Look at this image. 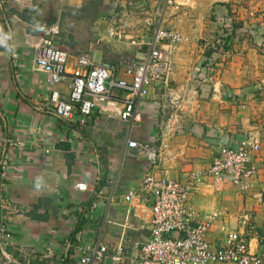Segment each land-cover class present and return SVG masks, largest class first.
Here are the masks:
<instances>
[{"label": "crops", "instance_id": "obj_1", "mask_svg": "<svg viewBox=\"0 0 264 264\" xmlns=\"http://www.w3.org/2000/svg\"><path fill=\"white\" fill-rule=\"evenodd\" d=\"M108 4L109 0H0V163L5 158L11 169L2 187L14 205L9 218L12 235L5 250L20 264H80L73 247L81 237L107 249L103 259L89 264H135L131 259L149 234L150 211L143 194L139 199H125L130 191L141 188L147 173L142 154L128 147L129 140L154 145L159 163L153 173L160 176L166 171L173 179L206 170L217 151L195 128L214 130L221 142L228 143L245 135L259 136L264 160V138L253 131L261 104L250 92L252 87L224 88L215 79L216 83L201 85L200 97L205 99L195 102L192 95L189 105L180 98L192 93L191 73L176 69L175 64L168 78L176 83L173 88L152 86L147 97L136 101L138 120L120 119L125 94L117 90L114 105L97 103L83 123L77 111L69 120L56 117L50 92L69 98L78 55L109 62L123 77V67L129 63L123 61L127 55L123 50L136 43L113 41L110 25L102 17L111 12ZM42 24L56 25L59 34L67 36L61 44L56 38L70 55L58 82L32 61ZM173 53V59L180 58V53ZM216 87L217 92L210 94ZM233 97L249 105L248 114L227 115L223 109ZM173 105L179 106L174 120L166 123V107ZM189 109L196 111L191 117ZM172 110L167 114H173ZM80 183L87 188L77 189ZM189 208L198 218L212 212H249L250 252L264 256V167L245 193L228 182L218 189L209 182L198 184ZM223 223L218 220L210 228V243L225 244ZM43 250H50L51 255L41 256ZM115 254L124 257L121 262L112 259Z\"/></svg>", "mask_w": 264, "mask_h": 264}, {"label": "built area", "instance_id": "obj_2", "mask_svg": "<svg viewBox=\"0 0 264 264\" xmlns=\"http://www.w3.org/2000/svg\"><path fill=\"white\" fill-rule=\"evenodd\" d=\"M167 3L171 1L167 0ZM165 11V8H156L153 17L161 18ZM40 33L32 48V61L48 73L52 81L58 82L66 72L70 55L56 44L60 33L56 25L42 24ZM123 34L118 26L109 31L111 37L120 41ZM183 39L179 32L164 28L159 20L156 21L151 39L145 44L146 53L123 67V77L117 75L119 69L109 62H94L87 54L78 55L76 67L71 73L69 98L65 100L57 91L50 92L52 113L60 119L69 120L77 111L83 123L97 103L114 105L113 92L117 90L125 94L120 119L138 120L136 101L147 97L152 86L167 83L174 71L173 51ZM211 72L214 69L206 64L201 73L205 76ZM195 131L199 137L215 146L217 151L206 170L188 172L182 179L170 178L166 171L160 176L153 173L159 163L154 145L131 140L127 142L128 147L142 154L147 173L141 180V188L130 191L125 199H139L143 194L150 211L149 234L139 244L131 261L135 264H264V256L252 254L249 249L246 231L251 226L249 212L237 215L212 212L207 217L198 218L189 208L190 195L204 181L216 189L228 182L241 192H247L253 186L260 167H264V160L259 154L261 139L259 136L245 135L228 143L221 142L217 132L209 128H195ZM10 170L3 158L0 163V264H20L5 250L12 235L9 218L14 205L3 190L2 181ZM86 188L84 183L77 185L79 190ZM218 220L224 221L220 230L226 235L225 244L221 246L209 242L210 228ZM79 239L73 252L80 264L93 263L107 255L106 247L99 242L89 244L83 237ZM46 255H51V251L43 250L41 256ZM123 258L120 254L112 256L118 262Z\"/></svg>", "mask_w": 264, "mask_h": 264}, {"label": "rangeland", "instance_id": "obj_3", "mask_svg": "<svg viewBox=\"0 0 264 264\" xmlns=\"http://www.w3.org/2000/svg\"><path fill=\"white\" fill-rule=\"evenodd\" d=\"M170 1L109 0L111 12L106 16L102 14L110 25L108 33L114 26L120 27L124 33L121 42L115 37H112L113 41L136 43L123 50L127 52L123 61H135L138 59L135 58L136 54L146 53L145 44L151 39L156 21L159 20L164 28L175 30L184 38L174 50L180 53V58L175 60L172 55V62L176 69H185L191 73L192 93L184 100L180 98V101L192 105L191 101L188 102L192 95L195 102L204 100V96L200 97L201 85L216 83L215 79L224 88L252 87V91H249L259 99L257 104H261L260 119L253 131L260 132L264 138V101H260L264 100V0ZM156 8L166 10L161 18L153 17ZM69 30L72 31L71 28ZM57 41L61 44L67 41V36L59 34ZM205 64H210L214 72L203 76L201 72ZM175 84L174 80L166 83L168 88H173ZM218 88L213 89L214 92L211 90L210 94L216 93ZM235 97L226 100L229 104L223 110L228 112V116L240 112L248 114L249 105L238 103ZM178 107H166V123L173 122ZM169 109H174L171 112L174 113L168 115ZM194 111L189 109L187 113L191 117ZM181 113L185 114L183 111Z\"/></svg>", "mask_w": 264, "mask_h": 264}, {"label": "trees", "instance_id": "obj_4", "mask_svg": "<svg viewBox=\"0 0 264 264\" xmlns=\"http://www.w3.org/2000/svg\"><path fill=\"white\" fill-rule=\"evenodd\" d=\"M56 44H57V42H56ZM57 46L61 48V45H58V44H57ZM205 65H206V64H205Z\"/></svg>", "mask_w": 264, "mask_h": 264}]
</instances>
